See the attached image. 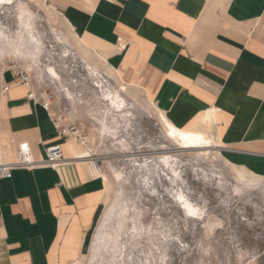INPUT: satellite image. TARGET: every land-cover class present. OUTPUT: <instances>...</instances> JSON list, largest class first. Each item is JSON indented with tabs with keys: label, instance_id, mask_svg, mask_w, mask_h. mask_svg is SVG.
Listing matches in <instances>:
<instances>
[{
	"label": "crops",
	"instance_id": "0c3cea01",
	"mask_svg": "<svg viewBox=\"0 0 264 264\" xmlns=\"http://www.w3.org/2000/svg\"><path fill=\"white\" fill-rule=\"evenodd\" d=\"M46 1L79 48L119 82L140 90L180 128L209 113L224 159L264 176V0ZM12 81L0 75L1 159H16L26 141L39 160L60 138L54 116L36 98V83ZM59 141L65 158L56 168L0 177V264L80 260L106 181L84 158L88 145L73 136Z\"/></svg>",
	"mask_w": 264,
	"mask_h": 264
},
{
	"label": "rangeland",
	"instance_id": "374dc122",
	"mask_svg": "<svg viewBox=\"0 0 264 264\" xmlns=\"http://www.w3.org/2000/svg\"><path fill=\"white\" fill-rule=\"evenodd\" d=\"M0 28L15 42L22 37L19 45L0 38V75L25 68L31 82L53 95L52 116L81 126L78 134L85 138L77 141L91 148L84 158H95L107 176L103 204L78 264H264V176L244 168L247 177H258L246 184L235 171L243 167L231 166L218 148L209 158L177 148L164 137L157 109L130 85L121 94L120 112L106 97L120 82L103 61L79 48L59 13L43 0L1 5ZM31 34L36 43H30ZM102 120L115 134L102 131ZM164 151L177 154L182 164L176 182L159 166ZM179 191L199 208L196 217L181 207ZM99 232L104 241L96 240Z\"/></svg>",
	"mask_w": 264,
	"mask_h": 264
},
{
	"label": "bare ground",
	"instance_id": "6f19581e",
	"mask_svg": "<svg viewBox=\"0 0 264 264\" xmlns=\"http://www.w3.org/2000/svg\"><path fill=\"white\" fill-rule=\"evenodd\" d=\"M12 2H13V0H11V3ZM11 3H9V0H0V6L1 5H5V4L6 5L7 4H11ZM43 5L45 7H47V8H52L48 4L45 3V0H43ZM25 12H26V9H24V7H22L20 9V11H19V20H20V22H22V17H23V14ZM0 38L6 44H9V45H11L13 43L18 44V45L19 44H22L21 43V41H22V39H21L22 38L21 37V33L17 37V41L15 42L14 39L10 38L0 28ZM29 40H30V43H36L37 42V39H35V36L32 35V34L30 35V39ZM78 44H80V43H78ZM86 52H88V51L86 50ZM101 56L102 55H100V57ZM49 73L52 74L53 76H57L56 73L54 72V70L52 68H49ZM109 73L111 74L112 77H114V75L111 73L110 70H109ZM128 92H129L128 85L125 84V83H121L120 82L119 89L117 91H115V94L114 95L113 94L110 95L112 92L111 93L109 92V93L106 94V97H107V99L110 100L111 104L115 108H117L120 112L121 111L123 112V111H125V101L122 98V95L121 94L122 93H128ZM49 110H50V108H49ZM157 113H158V117H159L161 126L163 128L164 137L166 138V140L171 141V142H174L177 145V148H179L180 150L181 149H193V150H196L197 152H195V153L199 154L200 156L209 158V156H210V154L212 152L211 149L218 148L217 147L218 144H217L215 138L210 133L211 122H212L211 121V118L212 117H211V115L209 113H206L200 119V121L198 120L199 121L198 124H196L194 126H191V127H185V128H180V127L176 126L175 124H173L172 122H170L164 116V114L161 111L157 110ZM124 114H126V113H124ZM125 117L126 116L124 115L123 118H125ZM111 118L114 120L115 126H116V124H118L117 123L118 122L117 119L114 116H112ZM100 126H101V129H102L103 132H105V133L110 132L111 134H115L114 130H112V127L108 126L107 123H106V121H104V120L100 121ZM71 136H73V135H71ZM83 144L86 147L85 142H83ZM1 151H3V150H2V148L0 146V158H1ZM162 153H161L162 155H160L159 158H158L161 163L159 164L158 162H156V164L158 163L159 166H165L168 169V171L173 176L176 177V179L174 180L176 182L177 180L180 179L179 166H182V164H181V162L179 160V157H178L177 154L170 153V151H164ZM213 156H214V154H213ZM92 159L93 160H90V161H91L92 166L94 167L93 168V173L95 175L102 176V178L104 179V181H107L106 174L104 172H102V171L99 170L98 165L94 161L95 158H92ZM230 165L231 166H234L232 164H230ZM235 171H237V173H238L239 181H241L243 183H246V184H253V182L255 180H257V178H258L256 176L251 175V174H250L251 175L250 177H247V175H248L249 172H247L244 168H241V169L235 168ZM167 174L169 175V173H167ZM179 190H181V189H179ZM177 198H178L177 200H179V202L181 204V207L189 215H191V216L198 215L199 208L197 206L193 205L191 202H189L187 200V198H185L184 194L181 191H179L177 193ZM120 212L121 213L125 212V209H121ZM190 213H192V214H190ZM96 240H98L99 242L100 241H104V237L102 236V232L97 233Z\"/></svg>",
	"mask_w": 264,
	"mask_h": 264
},
{
	"label": "built area",
	"instance_id": "2783aa9c",
	"mask_svg": "<svg viewBox=\"0 0 264 264\" xmlns=\"http://www.w3.org/2000/svg\"><path fill=\"white\" fill-rule=\"evenodd\" d=\"M46 1V0H45ZM11 76L14 83L24 84L29 86L31 83V76L29 72L23 67H13L9 68ZM11 86V83L5 84L2 87V91L5 92ZM36 98L39 99L42 105L49 108V103L53 97L51 93L39 90L35 94ZM53 127L59 135L60 139H67L69 136L73 135L76 140H82L84 137L78 133L81 130V126H74L72 124L65 123L64 119L61 117H54ZM59 140H55L47 144L44 148V156L39 160H35L32 157L30 146L28 142L22 141L17 146L16 159L12 161H3L0 158V177L9 178L11 176V171L17 168L32 169L35 167H49L56 168L60 163L64 161V155L62 150V145ZM97 163V161L95 160Z\"/></svg>",
	"mask_w": 264,
	"mask_h": 264
},
{
	"label": "snow or ice",
	"instance_id": "6c2138e0",
	"mask_svg": "<svg viewBox=\"0 0 264 264\" xmlns=\"http://www.w3.org/2000/svg\"><path fill=\"white\" fill-rule=\"evenodd\" d=\"M9 3H11V0H9ZM190 214H192V213H190Z\"/></svg>",
	"mask_w": 264,
	"mask_h": 264
}]
</instances>
